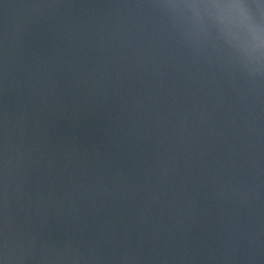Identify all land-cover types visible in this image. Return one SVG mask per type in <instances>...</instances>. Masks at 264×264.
Here are the masks:
<instances>
[{
	"label": "water",
	"instance_id": "1",
	"mask_svg": "<svg viewBox=\"0 0 264 264\" xmlns=\"http://www.w3.org/2000/svg\"><path fill=\"white\" fill-rule=\"evenodd\" d=\"M158 2L0 0V264H264V76Z\"/></svg>",
	"mask_w": 264,
	"mask_h": 264
},
{
	"label": "clouds",
	"instance_id": "2",
	"mask_svg": "<svg viewBox=\"0 0 264 264\" xmlns=\"http://www.w3.org/2000/svg\"><path fill=\"white\" fill-rule=\"evenodd\" d=\"M186 47L227 56L249 79L264 76V0H159Z\"/></svg>",
	"mask_w": 264,
	"mask_h": 264
}]
</instances>
